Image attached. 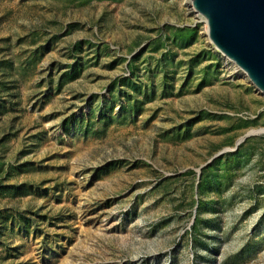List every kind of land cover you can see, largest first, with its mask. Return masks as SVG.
Masks as SVG:
<instances>
[{"label":"rangeland","instance_id":"obj_1","mask_svg":"<svg viewBox=\"0 0 264 264\" xmlns=\"http://www.w3.org/2000/svg\"><path fill=\"white\" fill-rule=\"evenodd\" d=\"M209 37L193 0H0V264H264V94Z\"/></svg>","mask_w":264,"mask_h":264},{"label":"water","instance_id":"obj_2","mask_svg":"<svg viewBox=\"0 0 264 264\" xmlns=\"http://www.w3.org/2000/svg\"><path fill=\"white\" fill-rule=\"evenodd\" d=\"M193 1L215 45L264 94V0Z\"/></svg>","mask_w":264,"mask_h":264},{"label":"bare ground","instance_id":"obj_3","mask_svg":"<svg viewBox=\"0 0 264 264\" xmlns=\"http://www.w3.org/2000/svg\"><path fill=\"white\" fill-rule=\"evenodd\" d=\"M209 39L212 41V39H211V37H209ZM213 42V41H212ZM214 43V42H213ZM214 45H215V43H214ZM216 46V45H215ZM217 47V46H216ZM222 52V51H221ZM223 53V52H222ZM233 67V70L234 71H240V69H239V67L237 66V65H233L232 66ZM264 131V129H261V130H258V131H255V132H263Z\"/></svg>","mask_w":264,"mask_h":264}]
</instances>
